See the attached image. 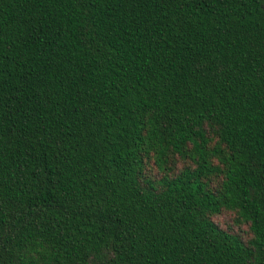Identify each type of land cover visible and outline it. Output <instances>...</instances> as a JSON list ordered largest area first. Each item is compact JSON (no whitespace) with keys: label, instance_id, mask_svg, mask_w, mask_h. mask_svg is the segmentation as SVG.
<instances>
[{"label":"trees","instance_id":"obj_1","mask_svg":"<svg viewBox=\"0 0 264 264\" xmlns=\"http://www.w3.org/2000/svg\"><path fill=\"white\" fill-rule=\"evenodd\" d=\"M0 264H264V0H0Z\"/></svg>","mask_w":264,"mask_h":264},{"label":"rangeland","instance_id":"obj_2","mask_svg":"<svg viewBox=\"0 0 264 264\" xmlns=\"http://www.w3.org/2000/svg\"><path fill=\"white\" fill-rule=\"evenodd\" d=\"M178 166H181V163H180V162L178 163ZM232 217H233V215H232L231 213H223V214L217 216L216 219L220 222V224H221L222 226H223V225H224V226H231V227H233L234 229H236V230H238V231H240V232L245 233V229H246V227H245L244 225H242V226H240V227L234 225L233 222H232Z\"/></svg>","mask_w":264,"mask_h":264}]
</instances>
